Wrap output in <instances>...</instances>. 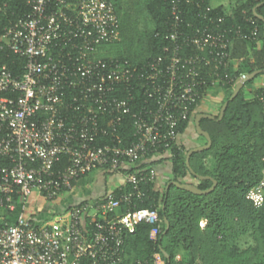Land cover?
Here are the masks:
<instances>
[{"label":"built area","instance_id":"built-area-1","mask_svg":"<svg viewBox=\"0 0 264 264\" xmlns=\"http://www.w3.org/2000/svg\"><path fill=\"white\" fill-rule=\"evenodd\" d=\"M183 1L201 10L202 23L185 19ZM27 2L31 11L3 35L26 65L19 76L0 65V160L9 161L0 164V210L13 211L17 198L33 192L55 201L94 171L119 173L123 183L99 200L72 206L67 222L0 215V264H119L126 231L151 224L156 242L164 227L157 209L137 208L135 201L143 196V183L157 180L153 161L181 148L180 125L192 121L211 89L235 82L234 88L246 75L235 80L221 70L235 61L233 37L254 40L258 27L252 18L249 33L242 25H224L206 0H170L169 44L156 57L134 63L106 56L121 41L112 0ZM255 96L264 109V89ZM128 115L133 132L126 140L121 128ZM102 137L110 142L99 144ZM62 156L69 164L55 170ZM124 186L133 190L117 196ZM246 198L263 206L264 167ZM134 264L166 261L155 252L152 261Z\"/></svg>","mask_w":264,"mask_h":264},{"label":"trees","instance_id":"trees-1","mask_svg":"<svg viewBox=\"0 0 264 264\" xmlns=\"http://www.w3.org/2000/svg\"><path fill=\"white\" fill-rule=\"evenodd\" d=\"M27 1L0 0V65H5L18 76L25 72L26 59L9 49L3 35L7 28L31 11ZM112 1L120 19L121 32V41L112 47L115 49L124 45L125 48V54L116 55L134 63H143L159 55L169 44L166 34L172 21L170 0H136L146 12L143 19L128 11L125 0ZM205 6H211L209 0H206ZM181 7L186 20L202 23V19L197 18L201 10L195 5L190 6L183 1ZM212 13L223 16L224 25H242L247 33L253 29L247 19L255 21L259 30L256 39L234 36L232 57L235 61L229 68L221 70L229 72L235 80L243 73L262 70L247 82L252 84L259 75L264 74V21L256 15L264 17V0H237L231 12L219 6L213 7ZM260 40L263 46L257 48ZM234 83L223 88L226 100L232 94ZM244 88L229 102L222 120L201 119V126L210 133L213 143L208 150L194 152L190 164L196 173L216 179L218 184L215 189L200 195L173 183L168 186L172 180L186 182L188 177H193L186 164L188 150L182 145L181 148L176 146L168 158L171 162V179L163 186H157L156 181L143 183V196L135 198L137 208L159 211L164 219L163 230L156 242L150 239L151 224L138 223L133 232L126 231L124 252L119 264L152 261L154 253L162 250L168 255L163 254L166 264H264V204L257 208L246 198L248 190L260 181L264 167V109L255 96L264 87L257 88L250 98L245 96ZM191 124L195 128L192 121L180 125V133H184ZM132 132V116L128 115L121 134L127 140ZM109 142L110 138L102 137L98 143ZM209 156L212 162L205 164L204 160ZM160 162L162 159H157L153 164ZM0 164L9 165V161L0 160ZM68 164L69 157L62 156L54 169L62 170ZM193 178L201 189H208L213 184L210 179ZM131 190V186H124L116 191V195ZM166 219L169 221L167 232ZM202 222L205 223L204 227L201 226ZM246 238L247 245L242 246L241 241ZM178 256L180 260H177Z\"/></svg>","mask_w":264,"mask_h":264},{"label":"crops","instance_id":"crops-1","mask_svg":"<svg viewBox=\"0 0 264 264\" xmlns=\"http://www.w3.org/2000/svg\"><path fill=\"white\" fill-rule=\"evenodd\" d=\"M209 1L212 7L223 6L228 12H231V10L237 4V0H226V3L221 4H214L212 0ZM262 46L263 41H258L257 48H261ZM244 87L245 96L247 98L252 97L254 95V91L257 88L264 87V74L259 75L251 85L246 86L245 84ZM225 101L226 94L224 93L223 89H211L196 109V113L192 119V122H194L196 115L199 113L217 115L220 113V109ZM194 129V126L191 124L184 133L180 134V145H182L187 150L192 147L202 145L206 142L205 137L199 135L196 129ZM168 158L169 157L167 156L164 157L162 162L155 165L158 171V177L156 180L157 186L165 185V183L168 182L172 177L171 162ZM210 158L211 156L204 160L205 164H211ZM187 181L195 182V179L193 177H188ZM115 183H123V176H121V174H114L105 170L94 171L86 176L81 177L76 182L71 191L62 193L55 201H50L54 204L50 206L47 211L38 212L37 210H34V205H32L33 203L38 202L41 199L48 202L49 200L46 199L45 196L37 192H33L26 200L17 198L15 209L13 211L0 210V215L13 218L22 214L27 218H32L34 222L39 224L46 223L50 220L53 222H67L69 219L68 212L72 206L82 202H90L103 198L111 189V186ZM28 201L32 204L26 211V203ZM241 242L247 243L248 239H242ZM181 254L183 255L184 252L182 251Z\"/></svg>","mask_w":264,"mask_h":264},{"label":"water","instance_id":"water-1","mask_svg":"<svg viewBox=\"0 0 264 264\" xmlns=\"http://www.w3.org/2000/svg\"><path fill=\"white\" fill-rule=\"evenodd\" d=\"M256 15L258 16V18H260V19H262L264 21V17L262 15H259V14H256ZM261 72H262V70H255L254 72L246 74L244 77H240L237 80V82L235 84V87L232 90L231 96L222 105L218 117H216V115L206 114V113H199L195 117L194 125H195V128H196V131L198 132L199 135H202L203 137H205L206 142L204 144H202V145H199V146H196V147H192V148H190L188 150V152L186 154V164H187V167L189 168V171H190V173H191V175L193 177H195L197 179H200V180L210 179L213 182L212 186L210 188H208V189H201L194 182H188V181L180 182V181H175V180L170 181L168 183V186L171 183H173V184L177 185L180 188H183V189H185L187 191H190V192L195 193V194H200V195L201 194H207V193H209V192H211V191H213L215 189V187L218 184V181L216 179H214L210 175L203 176V175H200V174L196 173L195 170L191 167V164H190V158H191V156H192V154L194 152H201V151L208 150V149L211 148L212 143H213L210 133L202 128L201 119L202 118H209V119L218 120V121L222 120L229 102L232 101L233 99H235L238 96V94L240 93L241 89L244 88L245 84L249 80L253 79L255 76H257ZM165 223H166L165 232H167V230L169 229V221L166 219ZM162 252H163V254L166 257H168V255L166 254V252L164 250H162Z\"/></svg>","mask_w":264,"mask_h":264},{"label":"rangeland","instance_id":"rangeland-1","mask_svg":"<svg viewBox=\"0 0 264 264\" xmlns=\"http://www.w3.org/2000/svg\"><path fill=\"white\" fill-rule=\"evenodd\" d=\"M126 1V4H127V9L128 11L130 12H133V15H139L140 17H142V19L144 17H146V12L144 10L141 9V6L140 4L136 1V0H125ZM214 4H221V3H226V0H212ZM242 1V0H241ZM133 16V17H135ZM124 45L122 47H117V48H113V47H110L107 49L106 51V56H116V54H125V50H124ZM248 85H251L250 83H247L246 86ZM210 124V123H209ZM208 124V125H209ZM207 125V126H208ZM211 125V124H210ZM211 159V162H212V157L210 158ZM31 202H27L26 203V211L29 209V207L31 206ZM54 203L52 202H48V201H45L43 199H41L40 201L38 202H35L33 203L32 205H34V210H37L38 212H41V211H47L48 208L50 206H52ZM247 243L246 242H243L242 243V246H245Z\"/></svg>","mask_w":264,"mask_h":264}]
</instances>
